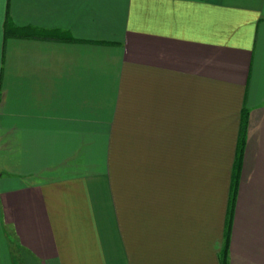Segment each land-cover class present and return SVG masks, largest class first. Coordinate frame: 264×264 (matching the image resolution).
Returning a JSON list of instances; mask_svg holds the SVG:
<instances>
[{"label":"crops","instance_id":"0c3cea01","mask_svg":"<svg viewBox=\"0 0 264 264\" xmlns=\"http://www.w3.org/2000/svg\"><path fill=\"white\" fill-rule=\"evenodd\" d=\"M227 237L264 264V0H0V264H221Z\"/></svg>","mask_w":264,"mask_h":264},{"label":"trees","instance_id":"16d2710c","mask_svg":"<svg viewBox=\"0 0 264 264\" xmlns=\"http://www.w3.org/2000/svg\"><path fill=\"white\" fill-rule=\"evenodd\" d=\"M244 143V139H243V136H242V139H241V145ZM234 201H235V198L233 196L232 200H231V209L233 210V207L234 206ZM228 244H229V238L227 237L226 238V243H225V249L223 250V253L221 255V264H228Z\"/></svg>","mask_w":264,"mask_h":264},{"label":"rangeland","instance_id":"374dc122","mask_svg":"<svg viewBox=\"0 0 264 264\" xmlns=\"http://www.w3.org/2000/svg\"><path fill=\"white\" fill-rule=\"evenodd\" d=\"M5 232L7 233V236L9 237V240L7 241V247H9L10 249H12L13 250L12 251L13 252L12 254L15 257H17L18 256V252H16L17 245H16V240L14 238V235H13V233H12V231L10 229H6Z\"/></svg>","mask_w":264,"mask_h":264}]
</instances>
